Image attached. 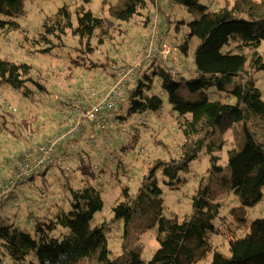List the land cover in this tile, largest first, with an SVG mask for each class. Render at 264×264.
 Listing matches in <instances>:
<instances>
[{"label":"trees","instance_id":"trees-1","mask_svg":"<svg viewBox=\"0 0 264 264\" xmlns=\"http://www.w3.org/2000/svg\"><path fill=\"white\" fill-rule=\"evenodd\" d=\"M174 1L198 13V18L188 23L186 40L174 49L187 55L189 39L199 38L193 61L187 59L178 64L181 71L173 76L166 62L158 57L143 59L135 79L127 83L126 99L109 115V120H124L121 113L127 107L131 113L159 112L164 107L162 95H166L173 111L184 119L186 139L180 147V155L155 161L140 193L134 197L130 187H125L123 200L113 208L115 220L125 222L122 238L133 231L137 234L156 232L158 245L153 254L146 258L141 243L128 247V242L123 244L120 253L114 254L105 225L94 220L104 208L101 192L90 182L78 187L69 182V208H60L52 215L46 207L40 206L41 215L36 216L34 232L0 225V264H4L7 256L13 264H27L32 253L31 264H198L210 255L211 264H264V218L251 222L248 219V210L264 199V92L253 76L256 71H264V55L259 51L264 41V0H225L217 9L201 3L202 0ZM99 6L106 15L97 14L88 5L72 8L68 3L47 12L38 28L37 42L52 46L41 49L42 54L70 48L76 54L70 60L77 65L85 64L86 60L89 68H107L117 63L109 57L103 59L102 46L110 37L111 29L124 32L118 26L112 27L110 20L131 21L148 3L146 0H100ZM27 13V0H0V31L19 30L22 26L19 19ZM242 15L248 19L240 17ZM145 18L146 24L154 25V16ZM23 34L28 35L26 30ZM29 42V47L23 46L24 51L35 53L32 49L36 40ZM232 45L237 47L223 51L224 47ZM247 48L252 50L249 56L244 53ZM156 58L160 65L155 64ZM23 60L26 59L0 56V85H10L28 97L35 91H46V77L45 83L38 81L41 79L34 77L36 65ZM183 66H190L191 71L183 74ZM114 69L116 72L111 75L117 78L119 68ZM160 87L158 94L156 89ZM84 93L86 89L74 95L71 103L65 102V109L74 111L73 98L82 97ZM186 93L197 98H187ZM0 98L5 101L0 106L10 109L4 113L16 115L3 94ZM116 112L121 113L114 115ZM239 123L242 124L240 129L234 128ZM231 129H234V146L229 151L228 172L224 175L219 165L221 156L217 153L224 149ZM203 151L210 156L212 174L218 185L233 192L238 201L229 211L232 228L227 234L228 253L217 249L212 241L221 204L206 197L207 189L200 187L193 196L191 215L173 213L168 216L164 213L162 190L155 178L156 172L161 171L172 188L184 185L187 180L181 174L190 170ZM53 166H48L41 174ZM240 230L242 236L237 234Z\"/></svg>","mask_w":264,"mask_h":264},{"label":"rangeland","instance_id":"rangeland-1","mask_svg":"<svg viewBox=\"0 0 264 264\" xmlns=\"http://www.w3.org/2000/svg\"><path fill=\"white\" fill-rule=\"evenodd\" d=\"M91 1L27 0L28 13L19 19L22 24L21 28L9 33L8 30L0 31V56L20 60L25 58L26 60L23 61L36 65L38 70L34 67V77L41 79L38 81L45 83V77L48 80L47 85L45 84L46 91L40 90L41 93L35 91L30 97L23 95L10 85H0V95H4L5 99L16 108L15 111L11 110L17 113L16 115L4 113L9 112L10 109L0 106V167L6 162L8 154L14 153L15 148H22L26 142L31 141L30 139L52 135L59 130L63 122L65 125L62 127H65L67 124V117L64 114V109L67 107L64 106L65 102L71 103V98L85 87L91 89L93 86H98V88L99 85L106 86L111 80L110 75L115 71V67L122 69L134 61L142 60L143 54L148 51L150 43L156 37H159L157 43L160 47L163 45L171 47L170 58L176 60L182 53L175 51L174 48H178L186 40L189 34L188 23L198 18L195 10L174 0H157L156 3L146 0L147 8L131 21L110 20L112 27L118 26L119 29H124L123 32L112 28L110 37L106 38L102 46L105 54L103 59L109 57L117 62L111 67L89 68L85 65L89 64L87 60L85 64L82 62L77 65L70 60V57L75 54L70 48L64 51L57 50V53H54L56 49H53L46 55L42 54L41 49L52 46L51 43L37 42L39 41L38 28L46 18V13L68 3L72 8H75L74 5H88L97 14L106 15L102 6H99L100 0H93L92 3ZM201 3L217 9L225 4V0H202ZM149 15L154 16L157 22L156 30L153 28V23L146 24L145 17ZM240 17L248 19L246 15ZM25 30L27 36L23 34ZM24 37L28 40L25 41ZM162 38L163 42H161ZM34 39L36 43L32 50L36 52L30 54L31 51L30 53L27 49L24 51L23 46L29 47V41ZM189 41V53L184 54V57L193 59L200 39L191 37ZM233 46L237 47L236 45L226 46L223 51H229ZM259 51L264 55V41ZM251 52L252 50L247 48L244 53L249 56ZM155 64L160 65L157 58ZM248 65L249 60L246 68L249 67ZM253 76L257 78L258 86L264 92V71H256ZM35 90H38L36 86ZM160 91L161 87L156 89L158 94ZM162 97L164 107L159 112L131 113L127 107L122 113L114 114L121 113L124 120L113 118L109 121L112 126L110 125L106 130L97 127L94 137H91L92 132L84 133V136L78 138V142L81 145V154L87 153V156L81 157L80 155L78 161L71 160L67 164L63 163L62 166L51 167L44 174L41 172L35 175L31 183L33 186L27 185L26 192L21 193L17 201L9 200L0 205V225H13L34 232L36 216L41 215L40 206L44 204L42 199L49 198L48 200L54 201L48 209L53 215L60 208L68 209L70 206L71 194L67 187L69 182L73 187L90 182L101 192L104 199V208L97 213L94 220L95 223L105 225L110 239L109 244L114 254L122 251L125 242H128V247L141 243L144 246L145 257H151L158 245L156 232L147 231L137 234L133 231L129 234L130 237L122 238L121 234L126 229L125 222L123 219L115 220L113 208L123 200L125 187H130V192L134 197L140 193L145 177L151 175V167L155 161L170 160L181 153L180 147L186 139L183 132L184 119L179 113L173 111L167 96L162 95ZM186 97L197 98L189 93H186ZM82 99L84 96H76V100ZM3 103L5 104V101L0 98V104ZM241 126L242 124L239 123L234 128L240 129ZM227 136L228 142L224 149L217 153L221 156L219 165L223 167L224 175L228 172L226 169L229 151L234 146V129H231ZM181 177L186 178L187 182L177 188H172L163 173L156 172L155 178L162 190L161 198L164 202L165 215L173 213L180 216L191 215L193 196L200 187L207 189L206 197L221 204L219 217L215 221L217 231L212 241L217 249L228 253L227 234L232 228L229 225V222L231 223L229 211L238 204L235 194L218 185L217 179L212 174L210 156L204 151L192 163L190 170L183 172ZM43 191L46 192L47 197H43ZM224 218L229 221H225ZM258 218H264V199L248 210L249 222ZM237 234L242 236L243 232L240 230ZM33 260L34 254L32 253L26 263L31 264ZM211 261L212 255L198 264H211ZM4 264H13L9 256L5 258Z\"/></svg>","mask_w":264,"mask_h":264},{"label":"built area","instance_id":"built-area-1","mask_svg":"<svg viewBox=\"0 0 264 264\" xmlns=\"http://www.w3.org/2000/svg\"><path fill=\"white\" fill-rule=\"evenodd\" d=\"M153 28L154 30L158 28L156 21ZM158 38L156 37L150 43L148 51L144 53L143 59L157 56L160 60L166 62L173 76L177 75L181 70L177 61L170 58L171 47L169 45L160 47L157 43ZM174 49L177 48L175 47ZM141 62L142 60L134 61L119 69L118 77L113 80L110 88L100 98L95 99L94 92L84 93V99L82 100L73 98L72 105L74 111L67 109L65 110V114L71 115L73 113L75 116L73 122L66 130L46 138L42 143L29 144L30 146L20 156L12 153L8 154L4 165L5 171L0 174V205L10 197L22 182L40 174L45 168L58 162L62 158V146L66 142L74 141L87 122H92L103 130L110 127L109 115L117 110L126 99L127 83L136 76ZM190 71V66L182 68L183 74H187ZM8 105L11 109L16 110L11 104L8 103ZM69 158L70 156L65 159L68 160ZM42 194L43 197L47 196L44 191Z\"/></svg>","mask_w":264,"mask_h":264},{"label":"crops","instance_id":"crops-1","mask_svg":"<svg viewBox=\"0 0 264 264\" xmlns=\"http://www.w3.org/2000/svg\"><path fill=\"white\" fill-rule=\"evenodd\" d=\"M157 7H159V5H157ZM159 9H160V7H159ZM188 53H189V51H188ZM143 56H144V54H143ZM187 59L193 61V59H190V58H187ZM187 59L182 54H179L178 57H177L178 64L185 63L187 61ZM110 77H111V80H109V82H108V84L106 86L103 87V86L99 85V88H98V86H93V87H91V89H89L88 87H85L86 91L87 92H94L95 93V95H94V98L95 99L100 98L110 88L113 80L115 79V77H113L112 75H110ZM133 79H135V78H132L130 80H133ZM65 110L66 109H64V114H65ZM65 115L67 117V124H66L65 127H62V126L65 125V122H63L62 125L60 126L59 130L55 131L52 135H49V136L46 135L44 137H36L34 139H30L31 141L30 142H26L22 148L21 147L20 148H15L13 154L16 155V156H20L21 154H23V152L25 151V149L28 146H30L31 144H39V143H42L46 138L52 137V136L56 135L57 133H59L60 131L66 130L71 125V123L73 122V119H74V116L75 115L73 113L71 115H67V114H65ZM110 120H111V118H110ZM96 128H97V126L94 123L87 122L85 124L83 130L80 131L77 134V137H76V139L74 141L66 142L62 146V148H61L62 158H60V160L58 162H56L53 167H55V166H62L63 163L64 164H67L71 160L78 161V158H79L80 155H81V157H84L85 155L87 156V153H82L81 154V150L82 149H81L80 143L78 142V138L84 136L88 132H92L91 137H94L95 136L94 135V131H95ZM69 156H70V158L68 160H66L65 158L66 157H69ZM4 165H5V162L3 163V166ZM3 166L0 167L2 173L5 171V168ZM32 180L33 179L30 178L29 181L28 180H25L24 182H22L20 184V186L10 195V197L6 201H9V200L17 201L20 198L19 196L21 195V193L26 192L25 189H27V185H29V184H31L33 182ZM48 199H45V200H48ZM6 201L4 203H6ZM52 202H54V201L53 200L44 201L43 207H46L47 209H49V207L51 206Z\"/></svg>","mask_w":264,"mask_h":264}]
</instances>
